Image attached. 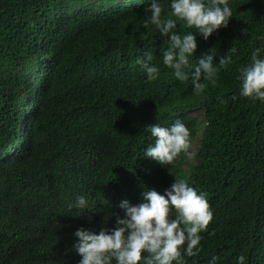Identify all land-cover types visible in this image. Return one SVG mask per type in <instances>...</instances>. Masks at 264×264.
<instances>
[{
  "label": "trees",
  "instance_id": "1",
  "mask_svg": "<svg viewBox=\"0 0 264 264\" xmlns=\"http://www.w3.org/2000/svg\"><path fill=\"white\" fill-rule=\"evenodd\" d=\"M148 2L0 0V264H78L77 228L111 227L121 199L139 203L144 186L162 193L174 177L212 210L183 264H264V102L240 96L237 79L254 49L264 55V0H229L227 26L196 35L190 64L230 58L200 94L160 62ZM144 52L155 80L136 63ZM177 118L189 147L167 166L143 157L145 127Z\"/></svg>",
  "mask_w": 264,
  "mask_h": 264
},
{
  "label": "clouds",
  "instance_id": "2",
  "mask_svg": "<svg viewBox=\"0 0 264 264\" xmlns=\"http://www.w3.org/2000/svg\"><path fill=\"white\" fill-rule=\"evenodd\" d=\"M144 16V26H155L165 38L167 47L161 50L159 59L177 80L183 82L190 77L196 94L205 90V81L215 85L217 65L223 66L230 58L225 55L214 63L213 56L208 54L196 57L194 64H190V58L197 49V34L206 41L227 26L232 16L229 0H149ZM178 22L194 31L177 32ZM260 53V48L251 52L250 62L239 69L237 79L240 96L264 102V55ZM153 59L151 52H144L136 60L148 81L155 80L160 71ZM145 131L152 142L142 156L163 166L173 164L189 147V128L179 118L167 126L147 125ZM86 204L85 196L75 198L76 208L83 209ZM118 207L120 213L111 212V227L107 224L98 231L84 227L74 231L76 240L72 248L80 256L78 264H183V256L192 257L200 252V233L212 219L205 193L198 192L184 178L174 177L162 193L144 186L139 203L125 198ZM243 260V256H238L237 264H243ZM216 261L217 257L212 256L208 264Z\"/></svg>",
  "mask_w": 264,
  "mask_h": 264
},
{
  "label": "rangeland",
  "instance_id": "3",
  "mask_svg": "<svg viewBox=\"0 0 264 264\" xmlns=\"http://www.w3.org/2000/svg\"><path fill=\"white\" fill-rule=\"evenodd\" d=\"M188 154L190 155V157H191L192 160H195V156H194V146L191 147V148L188 150ZM187 167H189V165H187Z\"/></svg>",
  "mask_w": 264,
  "mask_h": 264
}]
</instances>
